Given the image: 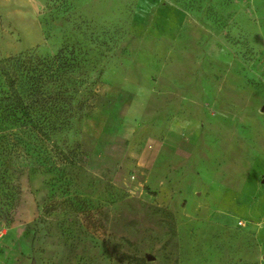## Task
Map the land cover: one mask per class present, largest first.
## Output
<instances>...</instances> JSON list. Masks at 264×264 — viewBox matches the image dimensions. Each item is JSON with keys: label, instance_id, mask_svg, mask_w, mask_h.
<instances>
[{"label": "rangeland", "instance_id": "374dc122", "mask_svg": "<svg viewBox=\"0 0 264 264\" xmlns=\"http://www.w3.org/2000/svg\"><path fill=\"white\" fill-rule=\"evenodd\" d=\"M62 49L94 96L0 264H264V0H0V65Z\"/></svg>", "mask_w": 264, "mask_h": 264}, {"label": "trees", "instance_id": "16d2710c", "mask_svg": "<svg viewBox=\"0 0 264 264\" xmlns=\"http://www.w3.org/2000/svg\"><path fill=\"white\" fill-rule=\"evenodd\" d=\"M72 52L59 50L49 58L33 54L8 57L0 76V192L9 204L26 169H54L73 162V150L59 146L84 110L74 85L78 68Z\"/></svg>", "mask_w": 264, "mask_h": 264}]
</instances>
